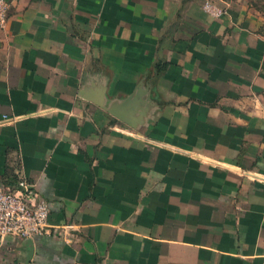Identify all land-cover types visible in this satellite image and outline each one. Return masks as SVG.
Masks as SVG:
<instances>
[{
	"label": "crops",
	"instance_id": "0c3cea01",
	"mask_svg": "<svg viewBox=\"0 0 264 264\" xmlns=\"http://www.w3.org/2000/svg\"><path fill=\"white\" fill-rule=\"evenodd\" d=\"M7 1L0 190L32 182L51 227L0 264H264V14Z\"/></svg>",
	"mask_w": 264,
	"mask_h": 264
},
{
	"label": "built area",
	"instance_id": "2783aa9c",
	"mask_svg": "<svg viewBox=\"0 0 264 264\" xmlns=\"http://www.w3.org/2000/svg\"><path fill=\"white\" fill-rule=\"evenodd\" d=\"M204 8L215 16L220 13L208 2ZM8 10V1L0 0L1 30L6 27ZM34 194V184L23 176L18 178L16 188L0 190V237L25 239L48 232L51 227L49 206L46 200H31Z\"/></svg>",
	"mask_w": 264,
	"mask_h": 264
},
{
	"label": "rangeland",
	"instance_id": "374dc122",
	"mask_svg": "<svg viewBox=\"0 0 264 264\" xmlns=\"http://www.w3.org/2000/svg\"><path fill=\"white\" fill-rule=\"evenodd\" d=\"M249 4L256 12L264 14V0H249Z\"/></svg>",
	"mask_w": 264,
	"mask_h": 264
},
{
	"label": "water",
	"instance_id": "95a60500",
	"mask_svg": "<svg viewBox=\"0 0 264 264\" xmlns=\"http://www.w3.org/2000/svg\"><path fill=\"white\" fill-rule=\"evenodd\" d=\"M28 242L30 243V245H31V239H28ZM31 248H30V250H29V253H28V256L26 257V264L28 263V261H29V257H30V255H31Z\"/></svg>",
	"mask_w": 264,
	"mask_h": 264
}]
</instances>
